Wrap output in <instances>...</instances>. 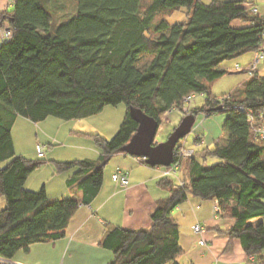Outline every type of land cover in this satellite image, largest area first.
Listing matches in <instances>:
<instances>
[{"label":"trees","instance_id":"1","mask_svg":"<svg viewBox=\"0 0 264 264\" xmlns=\"http://www.w3.org/2000/svg\"><path fill=\"white\" fill-rule=\"evenodd\" d=\"M74 1L76 12L63 19L55 18L47 0H15L0 15V29L7 21L12 31L0 45V195L6 200L0 211V264H9L1 259L10 261L20 250L29 252L34 243L65 236L77 209L98 195L110 158L127 154L121 147L138 127L130 106L161 124L173 109L184 117L185 97L199 94L205 101L201 107L190 104L191 113H224L225 142L193 152L188 179L176 183L170 176L177 175L166 174L160 180L169 196L158 201L149 229L106 224L101 245L114 253L108 264H180V227L172 213L189 195L216 199L217 215L235 220L227 232L231 239H240L250 259L264 264V140L251 127L252 119L264 120V73L255 71L221 98L210 85L230 72L224 61L264 52V16L242 0H150L143 9V0ZM183 9L187 20L170 24L167 17ZM235 19L248 25L236 27ZM120 103L127 113L117 133L111 139L91 135L101 150L97 160L54 161L58 172L75 170L68 185L82 192L81 199L52 200L45 187H25L46 161L16 153L12 130L19 116L36 123L48 117L82 119ZM183 149L178 143L165 171L183 166ZM210 156L219 161L208 166Z\"/></svg>","mask_w":264,"mask_h":264},{"label":"crops","instance_id":"2","mask_svg":"<svg viewBox=\"0 0 264 264\" xmlns=\"http://www.w3.org/2000/svg\"><path fill=\"white\" fill-rule=\"evenodd\" d=\"M14 1L0 0V15L11 10ZM202 1L210 2V0ZM242 1L244 6L250 8L255 7L254 2H264V0ZM47 2H53V0H47ZM258 14L264 16V13ZM233 25L241 27L248 23L235 19ZM4 26L6 28L9 26L7 21H4ZM255 54L256 52L250 53L251 56L246 60V56H241L240 59H243V62L235 64L248 70L254 61ZM256 71H264V60L260 62ZM243 73H247L249 76L253 75L250 72ZM250 78L245 79L244 83ZM96 115L65 122L61 119L49 120L50 117L41 121V124L58 125V130L52 132L51 136H53V143L62 140L60 148L75 146L81 149L84 147L85 150L77 152L74 150L69 157H55V155H50L54 150L49 152L51 149L49 148L43 157L46 162L28 177L25 184L27 189L38 191L45 187L48 197L52 200L67 197L82 198V192L79 189L68 185V179L75 170L58 172L54 161L86 158L97 160L100 157L101 150L96 144L82 137L92 134L107 137L99 127L94 125ZM64 129H66L65 137L61 138L60 135ZM199 138V141L196 138L197 143L204 142L203 137ZM67 140L73 144L68 145ZM225 140L223 133V136L217 137L215 144L216 142L224 143ZM181 145L186 148L185 143H181ZM50 146L52 147V144H49ZM188 150L194 151V149ZM118 171L128 175L127 186H121L113 180V175ZM165 172L162 166H150L141 157L124 153L114 154L104 168L103 184L98 195L91 204L81 205L77 209L66 228L65 236L55 241L34 243L29 252L18 251L10 259V262L16 264H108L114 258V253L101 245L106 232V224L137 230L149 229L152 224L151 214L158 201L169 196V191L159 184L160 180L165 177ZM180 172L182 175L179 174ZM173 174L177 175L176 183L180 179L189 177L188 169L185 170L184 166H174ZM217 209L218 201L216 199L204 200L192 195H189L184 203L174 209L172 217L179 224V242L183 250L176 258L180 264H252L240 239L232 240L227 233L234 226L235 220L219 217ZM196 225H200L202 230L195 231Z\"/></svg>","mask_w":264,"mask_h":264},{"label":"rangeland","instance_id":"3","mask_svg":"<svg viewBox=\"0 0 264 264\" xmlns=\"http://www.w3.org/2000/svg\"><path fill=\"white\" fill-rule=\"evenodd\" d=\"M149 3H151L150 0H143V2H141L142 9L145 8ZM254 3L255 7L258 9V13H264V2ZM46 4L54 14L55 18L63 19L76 12V3L73 0H55V2L53 0V2H47ZM158 19L159 16L154 19L153 23H157ZM167 19L170 24H175L177 22H185L187 20V11L186 9L175 11L172 15H169ZM2 42L3 41L0 39V45L2 44ZM250 53L252 52H247L246 54L242 55V57L246 56V60L249 56H251ZM240 58L241 56L236 59L226 60L222 63V66L229 69L230 72L210 84L212 88V93L217 97L221 98L222 96L229 94L232 90L242 86L245 79L251 77L247 73L237 72L242 70H235L234 64L237 62H243V59ZM147 60V57L144 58L141 61V64L144 65L145 61ZM263 73L264 71H261V74ZM204 101V94H199L197 95V97H195L191 104L195 107H201ZM126 113L127 105L125 103H120L116 106L107 105L104 107L102 112L95 116L94 125L99 127V129H101L105 133V135H107V137L103 136L104 138L111 139L117 133ZM225 117L226 116L224 113H215L210 117H206L205 114L199 113L196 116V122L193 126L192 131L185 138L181 139L179 143H185V146L187 148H185V150L194 149L195 155H198V152L203 151L207 147H209L210 149H214L215 140L217 139V137L223 136V121ZM182 118L183 115L177 109H173L166 113L163 117L162 123L159 125L158 132L156 134V141L165 142L169 138L171 133L174 131L175 127L181 122ZM49 120L60 119L56 117H50ZM65 121L66 120H64V122ZM14 124L15 125L12 130V135L15 143V150L18 155L25 156L32 160H45L44 158L38 157L36 151L37 144L45 145L46 148H48L46 149V151H49V148H51L49 152H51V150H54V152L50 155H55V157H69L70 153L74 150L75 152L85 150L84 147L81 149L75 146L68 148H60L63 143L61 139L58 142L53 143V136H51V133L54 132L56 129L58 130L57 124H41V122L36 123L22 116H19ZM65 133L66 129L62 131L60 137L64 138ZM82 137H84V139L91 140L90 142L95 144L94 137H92L91 135H83ZM197 137H203L204 142H202L201 144L197 143ZM67 141L68 145L73 144L72 142H70V140ZM83 142L85 143L86 141ZM49 144H52V147H49ZM188 157L189 156H184L183 159V166L185 170L188 169L190 162V157ZM218 161L219 160L216 157L210 156L206 158V164L208 166H211L217 163ZM5 164L6 162L2 163V166H4ZM179 174H181V172ZM170 178L174 181H177V179L173 176H170ZM5 206L6 200L2 195H0V211Z\"/></svg>","mask_w":264,"mask_h":264},{"label":"water","instance_id":"4","mask_svg":"<svg viewBox=\"0 0 264 264\" xmlns=\"http://www.w3.org/2000/svg\"><path fill=\"white\" fill-rule=\"evenodd\" d=\"M221 108L219 106L215 110ZM129 113L138 123V127L130 141L121 147V151L141 157L151 166H171L178 143L192 131L196 116L194 114L185 115L165 142H157L159 122L135 106H130Z\"/></svg>","mask_w":264,"mask_h":264},{"label":"built area","instance_id":"5","mask_svg":"<svg viewBox=\"0 0 264 264\" xmlns=\"http://www.w3.org/2000/svg\"><path fill=\"white\" fill-rule=\"evenodd\" d=\"M250 9L255 13L257 12V8H255V7H251ZM11 36H12V31L9 28L4 27V28L0 29L1 40L9 39V38H11ZM263 36H264V33H263ZM262 46H264V45L262 44ZM263 60H264V52H262V51L256 52L254 61L248 67L250 69V73L251 72L254 73L258 69L260 62ZM236 69L237 70H243L244 68L240 67L239 65H236ZM194 99H195L194 95H188L185 97L184 101L186 102V104L189 105V106L188 105L184 106V108L182 110L185 115L191 114L190 104L193 102ZM251 127L253 130L254 136L258 139L264 140V120H263V117L261 116L260 121L252 119ZM36 151H37L38 157L43 158L45 156V153H46V146L42 145V144H37ZM193 152H194L193 150L183 149L182 155L186 156V157L187 156L191 157ZM165 174H173V168L170 169L169 171H166ZM113 180L118 182L121 186H127L129 183L128 175L122 171L116 172L113 175ZM194 229H195V231L199 232L202 230V227L200 225H196ZM1 260L4 263L16 264V263L10 262L9 260H5V259H1ZM250 260L252 261V264H257L253 257H251Z\"/></svg>","mask_w":264,"mask_h":264}]
</instances>
